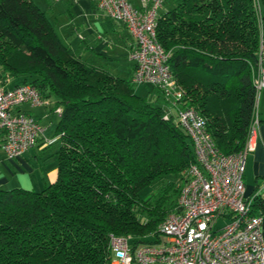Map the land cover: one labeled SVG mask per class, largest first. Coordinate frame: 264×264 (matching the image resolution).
<instances>
[{"label":"trees","instance_id":"obj_1","mask_svg":"<svg viewBox=\"0 0 264 264\" xmlns=\"http://www.w3.org/2000/svg\"><path fill=\"white\" fill-rule=\"evenodd\" d=\"M157 36L172 53L179 107L204 116L223 153L242 150L255 119L264 0H179L159 16ZM8 75L9 86L55 95L62 112L57 179L0 190V264H112L111 233L158 243L177 178L195 162L178 114L164 119L166 108L130 79L77 56L33 0H0V78ZM253 212L264 214V198Z\"/></svg>","mask_w":264,"mask_h":264},{"label":"built area","instance_id":"obj_2","mask_svg":"<svg viewBox=\"0 0 264 264\" xmlns=\"http://www.w3.org/2000/svg\"><path fill=\"white\" fill-rule=\"evenodd\" d=\"M112 20L123 22L134 44L131 82L159 88L178 120L191 137L195 162L185 171L177 205L159 225L158 243H140L131 235L110 234L112 264H264V233L261 213L253 212L254 195H246L248 155L255 149L260 125L258 100L264 89V39L260 42L259 71L255 80V119L242 150L225 154L207 128V121L193 106L180 108L183 98L170 66L171 51L157 36L158 10L166 0H94ZM0 78V147L9 159L23 156L40 137L52 142L32 114L20 107H48L51 101L31 83L7 85ZM61 115L62 108L56 107ZM172 112L167 109L164 119ZM224 218L225 224L218 226Z\"/></svg>","mask_w":264,"mask_h":264},{"label":"crops","instance_id":"obj_3","mask_svg":"<svg viewBox=\"0 0 264 264\" xmlns=\"http://www.w3.org/2000/svg\"><path fill=\"white\" fill-rule=\"evenodd\" d=\"M62 0H57L56 3V12L63 17L61 21L56 18L57 22H53L49 19L52 24L54 25L58 35L61 37H65L64 43L69 45L76 54V51H83L77 56H80L85 61L90 62L96 65L97 59H101L105 61L109 66L111 63H108L116 58L118 55L115 53V47H113L114 42L109 37L111 34L108 31V26L112 28L111 32L116 33L119 27H124L128 30L127 26L121 22L112 20L108 17L105 11L96 7L94 0H68V3H60ZM135 3H138L137 0H134ZM58 4V5H57ZM103 11V13H101ZM105 16V17H103ZM109 18L111 21L114 22V27L107 22ZM66 19V20H65ZM81 19V22L77 23L78 20ZM118 22V23H117ZM73 33L74 36H77L79 40H81V45L78 43L76 44L73 40L68 38L69 33ZM131 35V33H130ZM131 42H130V50L134 44V39L131 35ZM62 39V38H61ZM130 56V55H129ZM99 67L105 68L107 64H98ZM134 66V62H133ZM133 66L130 69V74L132 75ZM112 67V66H111ZM108 69V68H106ZM112 72L110 69H108ZM113 73V72H112ZM114 74V73H113ZM116 75V74H115ZM131 78V77H130ZM14 83L13 79L9 80L7 85H12ZM137 92V91H136ZM138 93V92H137ZM264 89L261 92V96H263ZM164 97V103L160 104L164 108H168L172 111L173 114L177 113V108L172 107L171 103L166 100L164 94L156 88V92L154 94L155 98L158 96ZM51 104L54 105L51 107V104L48 107L41 106V107H32L28 104H24L20 107L21 110L26 111L33 116H35L39 123L43 126L44 134L48 138H52V142L46 143L44 141L43 136L40 137L37 144L29 149L23 156L19 158L9 159L5 153L2 151L0 147V190L8 189V185L15 187H22V183L19 184L21 181L19 178L20 176L25 177L32 180L34 178H39L38 181L44 182V185L48 183H52L57 179L58 176V169L56 162V166H54L51 170L47 167H44L42 170V175L39 177L38 166H41L40 159L37 158L36 154V147L39 150H46L50 147V145L55 144L59 141V137L55 136V129L57 124L60 120V114L56 112L55 102L52 96L49 97ZM37 109V111H36ZM41 109V110H39ZM260 105L258 107V116L260 120V125L257 129L254 144L255 149L248 155L247 162H246V172H245V183H246V193L248 196L254 195L256 198H264V115L259 113ZM57 113V121L54 125V121L52 118V114ZM54 126V127H53ZM55 136V137H54ZM58 148L55 149V153L51 154L55 156L56 160V152ZM3 161V162H2ZM38 163V164H37ZM3 166V167H1ZM46 172H45V170ZM3 171L6 173L5 175L10 174L11 176L14 175L13 180H9L4 175ZM3 175V176H2ZM23 182V181H22ZM32 183V182H31ZM11 189V188H10ZM27 189V188H26ZM264 216V214H263ZM263 233H264V220H263Z\"/></svg>","mask_w":264,"mask_h":264},{"label":"rangeland","instance_id":"obj_4","mask_svg":"<svg viewBox=\"0 0 264 264\" xmlns=\"http://www.w3.org/2000/svg\"><path fill=\"white\" fill-rule=\"evenodd\" d=\"M33 1L46 13L47 17L49 19H51L54 23L57 22L56 18H58L59 21H61L63 19V17H61L60 14L55 13L56 12V7L55 6H56V3H58L57 0H33ZM178 1L179 0H166L163 8L158 10V14L162 15L167 10L172 9ZM60 3H63V4L68 3V0H62L61 2H59V4ZM101 13H103L105 15V13L103 11H101ZM103 17H105V16H103ZM106 19H107V22L114 27V25H115L114 22L111 21L109 18H106ZM79 22H81V19L78 20L77 23H79ZM107 26H108V28H107L108 31L107 32L111 33L109 35V37L114 42L113 47H115V50L117 51L115 53L118 55V58L108 62V63H111L110 66H109V64H107L105 61H103L101 59H97L96 62H98V64H107L105 66V68L110 69L117 76H120V77H123V78H126V79H130V77H131L130 69L133 66V61L130 59V56H129L130 55V42H131V38L130 37H131V35L127 31V29H125L124 27H119L116 33H114V32L112 33L111 32L112 28H110V26L108 24H107ZM61 38H62V41L66 40L65 37H61ZM68 38L69 39L71 38L70 40H73L76 44L79 43L81 45V40H79L77 36H74V34L72 32L69 33ZM81 52L83 54V51H81ZM81 52L77 50L76 54L79 55ZM96 62H94V63L97 65ZM7 78H10V80L13 79L10 75H8L6 77V79ZM177 84H178V82H177ZM135 88H136V91L138 92V94L140 96H142L144 98H147L149 101L154 102L157 105H160V104L164 103V97L163 96H161L160 94H159L160 96H158L157 98H155V96H154L157 87H155L153 85H135ZM52 97H53L54 100L56 99L55 95H52ZM259 105H260L259 113L264 115V93H263V96H261V99L259 98V100H258V107H259ZM51 107H53V109H54V105L53 104H51ZM167 109L168 108H166V110ZM39 110H41V109H39ZM36 111H37V109H36ZM57 116H58L57 113H53L52 114L53 121L55 120L54 121V125H55V123L57 121ZM58 145H59V141L56 142L55 144L50 145V147L47 148L46 150H42V151L39 150L38 147H36L37 158L40 159V163H41V166H38L39 177H41V175H42V173H41L42 170H41L40 167H42V169L44 167H47L49 170H51L54 166H56L57 160H56L55 156H52L51 154L55 153V149L58 148ZM0 160H2V159H0ZM1 167H3V166H1ZM188 167L184 168L182 170V172H181V176H178L179 178H177L178 180H180V177L183 176V178L180 180L181 181V187H182V185L184 183L185 171L187 170ZM45 172H46V170H45ZM3 173H4V175L6 174L4 171H3ZM5 176L9 180H13V178H14V175L11 176L10 174L5 175ZM19 179L21 180L19 182V184L22 183V186L24 188H27V189L42 190L45 187L44 182L38 181L39 178H34V176H33L32 180L29 179V181H27L28 179H26L25 177H22V176H20ZM167 181L168 180H166L164 182V184H166ZM13 186L8 185V189L13 188ZM160 187H161V185L159 183H157V184H155L153 186H150V187L146 188L142 192V196L146 197L149 194L158 191ZM181 187L179 188L178 196H179ZM246 195H247V193H246ZM225 223H226V220L224 218H220L218 220L217 224L219 226V225H222V224H225Z\"/></svg>","mask_w":264,"mask_h":264}]
</instances>
